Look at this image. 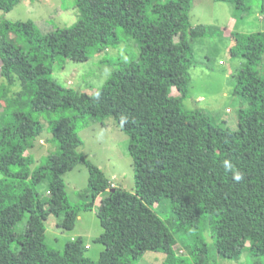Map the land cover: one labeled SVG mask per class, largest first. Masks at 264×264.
Returning <instances> with one entry per match:
<instances>
[{
	"label": "trees",
	"instance_id": "trees-1",
	"mask_svg": "<svg viewBox=\"0 0 264 264\" xmlns=\"http://www.w3.org/2000/svg\"><path fill=\"white\" fill-rule=\"evenodd\" d=\"M19 1L0 0V12H9ZM222 1L234 2L236 12L251 10L248 0ZM75 3L78 20L47 32L31 20L0 17V75L21 85L0 115V264H133L145 250L164 252L161 264H202L207 253L203 226H209L219 258L238 260L247 241L252 243L250 256L264 257V29L232 33L229 53L244 58L233 93L246 99L248 107L239 109V133L225 135L207 126L202 109L185 111L182 106L189 67L196 63L187 34L212 30L191 26L193 0ZM259 12L264 22V0H259ZM125 39L139 44L137 60L102 57L112 69L92 93L49 76L57 60L85 62ZM173 87L178 95L171 94ZM40 116L48 121L56 149L31 170L33 159L24 148L46 129ZM109 116L129 137L132 192L112 187L78 150L83 143L78 123ZM78 163L88 168L90 199L72 205L62 175ZM44 183L46 197L36 190ZM107 191V209L97 215L103 229L94 239L103 245L97 260L86 255L82 236L63 252L49 248L45 221L50 215L70 231L79 212L92 210ZM163 199L190 233V259L175 254L172 234L152 208ZM25 216L24 228L16 233ZM211 216L215 221L210 223Z\"/></svg>",
	"mask_w": 264,
	"mask_h": 264
},
{
	"label": "rangeland",
	"instance_id": "rangeland-1",
	"mask_svg": "<svg viewBox=\"0 0 264 264\" xmlns=\"http://www.w3.org/2000/svg\"><path fill=\"white\" fill-rule=\"evenodd\" d=\"M251 10L249 13L238 10L234 2L222 0H193L189 12L191 26L204 24L211 28V32L187 34L192 45L196 63L189 67L188 94L182 100L183 110L202 109L207 126L225 135L238 134V112L240 108H247L248 102L233 93L234 76L244 62L243 57L231 56L229 48L232 44V33L248 34L264 29V22L259 12V0H248ZM15 20H31L42 31L47 32L58 27H67L78 20L79 11L75 0H20L12 10L1 13L0 17ZM10 37L15 38L14 33ZM139 54V44L133 39H125L116 47L108 46L103 51L91 55L85 62H74L68 58L57 60L53 64V71L49 76L57 82L70 86L78 92L92 93L102 85L109 76L112 66L101 62L102 57L115 60L117 57L128 61H135ZM222 61V62H221ZM1 66V61H0ZM21 88L18 79L9 83L0 75V115L8 107L7 100L13 97ZM4 90V94L1 91ZM172 95L179 93L173 87ZM57 117V116H55ZM45 126L44 132L33 139L24 148L25 154H30L33 163L30 168L44 162L55 149V143L48 131V121L43 116L38 118ZM81 121V119H80ZM78 123V135L83 143L79 152L97 165L109 178L112 187L120 186L132 192L134 189V164L129 152V137L109 116L104 120L87 121L83 125ZM63 180L66 194L72 205H78L90 199L87 190L88 168L85 163H78L71 170L65 172ZM28 181V180H27ZM36 190L42 197L48 194L46 183L38 185ZM107 192L100 194L92 210H81L75 226L66 231L58 226L59 219L50 215L45 221L46 243L49 248L63 252L66 245L75 238L82 236L86 248V255L97 260L103 245L94 239L103 231L98 213L107 209ZM173 237L172 247L175 254L187 255L186 245L190 244V233L181 226L176 218L172 204L167 199L154 204L152 207ZM27 221V216L14 228L20 233ZM215 221L211 216L209 222ZM200 235L207 244V253L203 255L202 264H264V257L255 258L246 249L238 260L219 258L213 246V238L209 226H203ZM166 254L162 251L145 250L133 264H161ZM189 257V256H188ZM190 259V257H189Z\"/></svg>",
	"mask_w": 264,
	"mask_h": 264
},
{
	"label": "built area",
	"instance_id": "built-area-1",
	"mask_svg": "<svg viewBox=\"0 0 264 264\" xmlns=\"http://www.w3.org/2000/svg\"><path fill=\"white\" fill-rule=\"evenodd\" d=\"M222 62V61H221ZM86 248H88L89 246L88 245H85Z\"/></svg>",
	"mask_w": 264,
	"mask_h": 264
},
{
	"label": "clouds",
	"instance_id": "clouds-1",
	"mask_svg": "<svg viewBox=\"0 0 264 264\" xmlns=\"http://www.w3.org/2000/svg\"><path fill=\"white\" fill-rule=\"evenodd\" d=\"M236 179H239V176H236Z\"/></svg>",
	"mask_w": 264,
	"mask_h": 264
},
{
	"label": "crops",
	"instance_id": "crops-1",
	"mask_svg": "<svg viewBox=\"0 0 264 264\" xmlns=\"http://www.w3.org/2000/svg\"><path fill=\"white\" fill-rule=\"evenodd\" d=\"M232 45V44H231Z\"/></svg>",
	"mask_w": 264,
	"mask_h": 264
}]
</instances>
